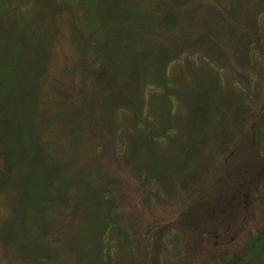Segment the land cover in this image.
<instances>
[{"label":"trees","instance_id":"trees-1","mask_svg":"<svg viewBox=\"0 0 264 264\" xmlns=\"http://www.w3.org/2000/svg\"><path fill=\"white\" fill-rule=\"evenodd\" d=\"M258 1L0 0V264H264Z\"/></svg>","mask_w":264,"mask_h":264},{"label":"rangeland","instance_id":"rangeland-1","mask_svg":"<svg viewBox=\"0 0 264 264\" xmlns=\"http://www.w3.org/2000/svg\"><path fill=\"white\" fill-rule=\"evenodd\" d=\"M205 2H207V0H204V3ZM258 3L259 4H263L264 3V0H259ZM33 5H35V4L32 3V5H30V7L28 8V10L33 11L32 9H35L33 7ZM26 9H27V7L25 8V10ZM255 32L261 37L262 44L264 45V16L262 18H260V17L257 16V24L255 26ZM252 52H254L255 55L257 57H259V58L261 57V55H263V57H264V51H263V49L261 47L257 46V45L252 46ZM260 61H262V63H260L262 65V67L261 68L260 67H257V69H259V70H257V72L253 75V79H254L253 80V82H254L253 89H255V87L258 86V85L260 86V91L259 92H260V94L262 96V97H260V101H263L264 100V98H263L264 97V59H262ZM258 66H259V64H258ZM180 79H182V77H180ZM173 86L176 89H180V90L183 89L184 90L185 89V86H187V85H185V84H183L181 82H178V83H174ZM150 97L151 96L149 95L148 96V103L145 106V111H148L150 109V105H148L149 102H150L149 101ZM177 110H178V108H177ZM151 113H152V111H151ZM240 208H241L240 211L236 215V222H237V224L238 225L244 224L246 226V229L248 227H251L252 228L253 225L256 222L259 221V215L256 213V214H253L252 216H249L248 210H245L241 205H240ZM185 231L186 230L182 229V234L184 235V238L187 237V236L189 238L187 244H186V242H183V246L186 244V246H184V247H185V251H187L188 247H190L191 249H193L194 247H193V244H192V247L190 246L191 243H192V241H191L192 240L191 239L192 232L190 231V229H187V233H185ZM220 231H223L222 233H225L226 234V233L231 232L232 231V228L231 227H227V229H226V227H222L219 230V233H220ZM169 238H171V237L169 236ZM187 245H189V246H187ZM199 249H200V247H199ZM184 256L186 257L187 254H184ZM186 261H188V259ZM194 262L193 263H190V264H196L198 262V260L197 261H194Z\"/></svg>","mask_w":264,"mask_h":264}]
</instances>
